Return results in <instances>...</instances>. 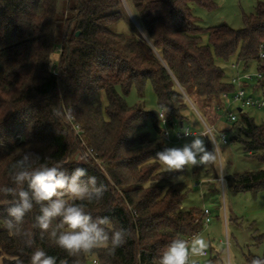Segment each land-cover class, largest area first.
Returning a JSON list of instances; mask_svg holds the SVG:
<instances>
[{"label": "trees", "instance_id": "16d2710c", "mask_svg": "<svg viewBox=\"0 0 264 264\" xmlns=\"http://www.w3.org/2000/svg\"><path fill=\"white\" fill-rule=\"evenodd\" d=\"M194 7L212 11L216 3L0 0V188L28 190L27 182L17 186L12 179L19 170L13 166L26 152L33 154L30 171L59 164L70 175L84 167L107 189L99 200L80 202L86 212L109 217V234L128 230L125 243L114 251L109 243L69 255L56 245L51 228L42 233L33 226L40 214L35 202L20 232L10 231L7 209L18 198L0 192V264H31L37 249L55 257L56 264H86L90 257L98 264H159L172 240L189 241L204 231V210L184 209L185 184L174 182L185 170L166 172L156 158L173 145L162 135L159 114L164 113L169 129H185L190 103L180 88L194 107L214 104L217 109L236 90L234 72L227 79L219 64L232 60L243 71L262 75L255 87L264 93V0L244 16L240 30L227 24L203 28ZM120 23L129 31L113 29ZM148 83L157 113L126 100L134 88L143 98ZM69 114L95 155L79 164L77 155H84ZM237 115L223 132L236 131L246 152L264 164V123L245 110ZM228 182L235 194L257 197L264 191V170L230 175ZM65 199L73 198L65 193ZM255 257H247V263Z\"/></svg>", "mask_w": 264, "mask_h": 264}, {"label": "rangeland", "instance_id": "374dc122", "mask_svg": "<svg viewBox=\"0 0 264 264\" xmlns=\"http://www.w3.org/2000/svg\"><path fill=\"white\" fill-rule=\"evenodd\" d=\"M258 1L214 0L216 3L214 10L208 11L204 8L194 7L195 15L198 24L203 28L227 24L235 30H240L244 26V16L255 12ZM113 29L121 32L129 31V27L123 23L114 26ZM233 63L235 60L227 64L219 63L226 72L227 79L233 73L231 70ZM126 100L130 106L142 104L147 110L158 112L157 98L151 83L147 84L143 98L139 97L134 88ZM197 106L198 108L194 109L190 104L184 124L185 128L189 127L195 135L183 137L182 140L177 141L175 132L180 129L183 133L185 129L175 126L170 129L172 146L180 147L189 143L193 136H199L202 133L205 124L215 128L216 141L219 144L225 165L224 180L227 185L226 190L218 185L215 165L189 166L185 169V173L174 181L185 184L187 193L184 209L200 208L208 209L211 212L210 223L197 236L202 237L208 243L206 250L208 255L198 257L201 264H228L229 255L231 264H248L247 257L264 256V191L257 197L251 193L235 194L228 178L234 174L264 170V164L246 152L242 142L243 138L236 131H226L229 144L222 143L220 132L230 128V122L224 113L217 112L216 105ZM245 112L250 113L258 124L264 123V109H247ZM204 139L208 149L213 147L207 138ZM86 264L98 263L94 257H90Z\"/></svg>", "mask_w": 264, "mask_h": 264}, {"label": "clouds", "instance_id": "9594fccd", "mask_svg": "<svg viewBox=\"0 0 264 264\" xmlns=\"http://www.w3.org/2000/svg\"><path fill=\"white\" fill-rule=\"evenodd\" d=\"M146 41L151 38L147 33H142ZM186 101L191 103L190 98L183 88H180ZM71 119V115L68 116ZM212 144L209 150L205 139ZM32 153H24L14 169L12 179L15 185L22 186L27 182L28 190L17 192L12 187L0 188L5 195L16 196L17 202L7 209L8 216L12 219L6 221L10 231L19 233V225L23 223L24 217L33 209V203L40 205V214L35 217L34 227L39 228L42 233L51 228V235L55 243L64 249L69 255H78L81 252H91L93 249L109 244L111 250L121 247L125 243L128 230L123 227L115 229L109 234L106 225L110 223L107 216L93 217L86 212L80 202H91L102 198L107 190L104 184H97L95 176H88L87 169L76 167L69 175L62 170L63 166L57 164L49 167L42 166L36 170H29V161ZM156 158L163 165L164 170L169 173L183 172L187 167H200L215 165L217 168L218 185L227 189L225 177V165L219 144L216 141V132L207 124L199 136H193L189 143L177 147H165L156 153ZM38 159V157H37ZM85 157H78L79 164ZM88 176L85 183H80L81 178ZM176 179H179L178 177ZM65 193L73 199H65ZM79 201V203L77 202ZM59 221L53 227L54 221ZM29 246L31 244L29 243ZM208 243L202 237H194L190 242L183 239H174L159 258V264H188L189 256H203L206 254ZM31 264H56V258L49 256L42 249H37L31 256ZM228 264H231L229 255ZM250 264H264V258L255 257Z\"/></svg>", "mask_w": 264, "mask_h": 264}, {"label": "built area", "instance_id": "2783aa9c", "mask_svg": "<svg viewBox=\"0 0 264 264\" xmlns=\"http://www.w3.org/2000/svg\"><path fill=\"white\" fill-rule=\"evenodd\" d=\"M261 58H264V53L260 54ZM234 75L232 77V84L235 85L236 90L234 93L230 95H226L223 103L221 106H219L216 110L219 113H224V116L227 118L228 122L233 123L237 120L238 115L237 113L239 112L238 109L242 110H247V109H255V110H263L264 109V96H253L250 95L249 90L257 89L255 87V84L259 79L262 78V75L257 72V71H243L241 69V66L237 63H234L232 66ZM69 116V115H68ZM161 122L163 124V137L171 142V137H170V129L168 128V124L165 118L164 113L159 114ZM70 124L72 125L73 131L76 135V137L81 141V146L83 150V155L84 157H89V156H95L93 153V150H91L88 145L86 144L83 134L84 131L82 130L81 126L76 123V120L74 117L71 116V119H69ZM215 129V128H213ZM191 135H195L194 132H191L190 128L187 127L185 128L184 132H179L177 134V141H180L183 139V137H189ZM220 138L223 144L228 145L229 141L227 138L226 133L220 132ZM200 187V185H198ZM204 213L206 215L205 218V227L210 223L211 217H210V212L208 209L204 210ZM135 215V213H134ZM192 239H189L191 241ZM208 255L206 252L205 255ZM193 255L189 256V264H192Z\"/></svg>", "mask_w": 264, "mask_h": 264}, {"label": "crops", "instance_id": "0c3cea01", "mask_svg": "<svg viewBox=\"0 0 264 264\" xmlns=\"http://www.w3.org/2000/svg\"><path fill=\"white\" fill-rule=\"evenodd\" d=\"M231 70H232V68H231ZM253 71V70H252ZM233 74V73H232ZM249 93H250V95H253V96H257V94H262L263 96H264V93H263V91H261V90H259V89H255V90H253V89H251V90H249ZM258 96H261V95H258ZM179 132H181L180 131V129H178L176 132H175V135L177 136V134L179 133ZM203 210H205V209H203ZM210 212V211H209ZM210 217H211V212H210ZM192 259L193 260H191L192 262V264H201L200 263V258L198 257V256H193L192 257Z\"/></svg>", "mask_w": 264, "mask_h": 264}, {"label": "water", "instance_id": "95a60500", "mask_svg": "<svg viewBox=\"0 0 264 264\" xmlns=\"http://www.w3.org/2000/svg\"><path fill=\"white\" fill-rule=\"evenodd\" d=\"M126 9H127V12L131 18V20L133 21V23L138 27V29L142 32V30L140 29V27L138 26L137 22L135 21V19L133 18L132 14L130 13L129 9L127 8L126 6ZM192 105V107L195 109L194 105L192 103H190ZM239 112H242V109H238ZM80 157V155H77L76 159Z\"/></svg>", "mask_w": 264, "mask_h": 264}]
</instances>
